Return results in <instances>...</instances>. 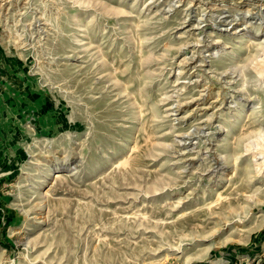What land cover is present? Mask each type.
Wrapping results in <instances>:
<instances>
[{
	"label": "rangeland",
	"instance_id": "1",
	"mask_svg": "<svg viewBox=\"0 0 264 264\" xmlns=\"http://www.w3.org/2000/svg\"><path fill=\"white\" fill-rule=\"evenodd\" d=\"M262 184L264 0H0V264H264Z\"/></svg>",
	"mask_w": 264,
	"mask_h": 264
},
{
	"label": "bare ground",
	"instance_id": "2",
	"mask_svg": "<svg viewBox=\"0 0 264 264\" xmlns=\"http://www.w3.org/2000/svg\"><path fill=\"white\" fill-rule=\"evenodd\" d=\"M57 177V176H56ZM263 185L264 184H262V187H263ZM254 199V198H253ZM240 205V204H239ZM254 206V205H253ZM241 207V206H240ZM239 207V208H240ZM242 209H245L244 211H248V209H247V207L245 206V204L244 205H242V207H241ZM255 209V208H254ZM239 212V211H238ZM232 216V215H231ZM243 218V217H242ZM245 219V218H244ZM262 224V220H260V222H259V224H258V227L260 226ZM246 233V232H245ZM161 262H163V260L161 261ZM160 262V263H161ZM154 264V263H153ZM212 264H218V262L217 261H214V262H212Z\"/></svg>",
	"mask_w": 264,
	"mask_h": 264
},
{
	"label": "trees",
	"instance_id": "3",
	"mask_svg": "<svg viewBox=\"0 0 264 264\" xmlns=\"http://www.w3.org/2000/svg\"><path fill=\"white\" fill-rule=\"evenodd\" d=\"M264 236V229L261 231V233L259 234V238L262 239V237Z\"/></svg>",
	"mask_w": 264,
	"mask_h": 264
}]
</instances>
